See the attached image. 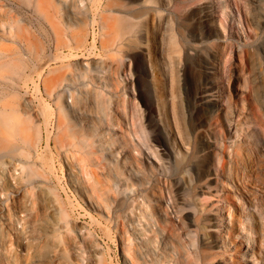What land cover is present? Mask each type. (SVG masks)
I'll list each match as a JSON object with an SVG mask.
<instances>
[{
  "label": "bare ground",
  "instance_id": "obj_1",
  "mask_svg": "<svg viewBox=\"0 0 264 264\" xmlns=\"http://www.w3.org/2000/svg\"><path fill=\"white\" fill-rule=\"evenodd\" d=\"M89 1L0 0V264H107L98 228L106 222L116 233L122 264H264V152L254 150L258 140L264 141L261 104L249 102L246 113L228 121L222 116L226 99L213 98L225 130L239 126L241 135L231 145L216 141L210 167L194 163L196 173L168 125V114L177 121L174 99L157 102L175 169L188 183L214 176L215 186L204 188L217 192V204L193 193L183 198V204L195 205L197 219L191 230L181 203L164 194L157 176L164 167L151 161L159 159L158 152L135 100L124 93L128 89L112 80L106 85L109 95L99 91L102 73H122L121 59L84 58L79 64L93 74L91 78L78 83L71 76L54 79L57 92L66 87L68 93L46 149L54 144L58 150L69 187L87 206L85 215L76 214L65 201L54 175L38 159L44 129L29 90L33 67L46 50L38 33H66L64 25L77 24ZM60 43L57 38L55 47ZM48 90L43 75L37 92L44 102ZM206 99L202 96L201 102ZM138 144L149 151L144 158ZM245 210L255 219L256 241L242 226ZM206 216L215 220V253L204 251L194 238L196 232L203 241L213 238Z\"/></svg>",
  "mask_w": 264,
  "mask_h": 264
},
{
  "label": "rangeland",
  "instance_id": "obj_2",
  "mask_svg": "<svg viewBox=\"0 0 264 264\" xmlns=\"http://www.w3.org/2000/svg\"><path fill=\"white\" fill-rule=\"evenodd\" d=\"M19 10L31 22L30 17ZM80 11L77 24L64 25L66 33H38L46 50L33 67L29 90L36 110L40 111L39 124L44 129L38 159L54 175L65 201L72 204L76 214L85 215L87 206L69 187L66 167L58 150L54 144L50 151L46 149L52 126L61 114L60 108L68 93L66 87L57 92L54 79L71 76L78 83L81 78H91L93 74L79 64L84 58L121 59L122 73H102L103 84L99 91L109 95L106 85L112 80L128 89L124 93L131 102L135 100L134 106L149 132L148 139L158 152L159 159L151 161L156 167L161 163L164 167V172L157 175L166 190L164 194L181 203L186 223L194 230L195 205L186 201L183 204V198L193 193L206 197L211 205L217 204V192L204 188L215 186L214 176H207L201 183L195 180L188 183L183 173L175 169V155L160 121L157 102L174 99L177 121L173 114H168V125L178 143H182L181 148L196 173L198 166L194 163L203 164V169L207 170L215 142L231 145L241 135L239 126H234L230 132L225 130L213 98L221 95L226 99L222 116L228 121L246 113L249 102L261 104L264 112V0H90ZM57 38L61 42L59 48L55 47ZM43 75L48 80L50 95L45 93L48 102L37 92ZM202 96L207 98L203 103ZM31 125L32 128L38 126ZM138 145L144 158L149 151ZM263 145L262 140L254 145L260 155L264 152ZM138 159L142 161L139 156ZM82 219L90 221L85 216ZM243 221H246L242 226H246L250 240L256 241L255 219L249 217L247 210ZM204 222L213 238L203 241L200 232H196L194 238L197 244L202 243L204 251L215 253L217 248L212 241L216 237L212 232L215 220L206 216ZM101 227H98L99 236L104 241L107 264H122L111 223L106 222ZM261 242L264 248V229Z\"/></svg>",
  "mask_w": 264,
  "mask_h": 264
}]
</instances>
